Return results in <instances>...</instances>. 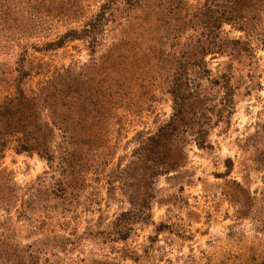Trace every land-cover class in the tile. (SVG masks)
Instances as JSON below:
<instances>
[{
	"label": "rangeland",
	"instance_id": "obj_1",
	"mask_svg": "<svg viewBox=\"0 0 264 264\" xmlns=\"http://www.w3.org/2000/svg\"><path fill=\"white\" fill-rule=\"evenodd\" d=\"M0 264H264V0H0Z\"/></svg>",
	"mask_w": 264,
	"mask_h": 264
},
{
	"label": "trees",
	"instance_id": "obj_2",
	"mask_svg": "<svg viewBox=\"0 0 264 264\" xmlns=\"http://www.w3.org/2000/svg\"><path fill=\"white\" fill-rule=\"evenodd\" d=\"M49 46V45H48ZM199 145V144H198Z\"/></svg>",
	"mask_w": 264,
	"mask_h": 264
}]
</instances>
